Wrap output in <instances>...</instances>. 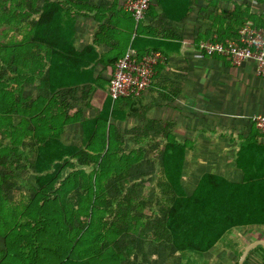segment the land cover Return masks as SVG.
Listing matches in <instances>:
<instances>
[{"label":"crops","instance_id":"obj_1","mask_svg":"<svg viewBox=\"0 0 264 264\" xmlns=\"http://www.w3.org/2000/svg\"><path fill=\"white\" fill-rule=\"evenodd\" d=\"M16 1L10 22L2 20L0 28L1 39L25 43L23 61H11V94L17 98L21 86L26 108L39 99L57 98L53 103L59 115L52 109L50 114L64 123L44 127L61 129L64 144L87 149L91 123L109 112L107 126L94 133L108 132L110 126L127 133L128 141L121 136L114 141L121 149L125 144L133 149L154 146L155 141L163 148L165 125L179 141L192 143L183 176V183H195L189 195L205 173L244 181L237 155L255 127L252 117L264 115V79L257 76L254 61L236 67L224 57L205 55L200 43L235 40L245 25L264 30V0H151L139 28L129 9L132 0ZM130 47L139 55L160 52L165 60L141 97L115 103L109 88L118 60ZM152 124L154 140L136 144L134 135H143ZM257 139L264 152V134ZM91 143L101 147L103 142L94 138ZM194 167H204L198 177ZM257 241H264V226L237 227L210 252L192 256L203 258L195 264H233L239 251ZM251 252L246 264H263Z\"/></svg>","mask_w":264,"mask_h":264},{"label":"trees","instance_id":"obj_2","mask_svg":"<svg viewBox=\"0 0 264 264\" xmlns=\"http://www.w3.org/2000/svg\"><path fill=\"white\" fill-rule=\"evenodd\" d=\"M16 2L0 0V28L2 20L10 22ZM254 27L259 28L258 24ZM24 51L25 43L12 45L0 38V264H125L138 247L131 237L145 236V223L131 205L110 211L112 220L105 222L106 184L110 180L128 183L131 171L145 161L152 162V150L141 146L123 151L114 143L122 133L111 126L108 132L94 133L97 127L107 126L109 112L91 123L93 132L85 135L87 149L64 144L61 129L44 127L62 121L50 114L52 109L59 115L53 103L57 104V98L53 102L39 99L26 108L18 86V97L13 99L11 61H23ZM116 110L115 104L112 113ZM153 128L152 124L143 135L135 134L136 144L153 141ZM259 134L254 127L237 155V168L245 175L242 183L205 173L189 195L183 176L192 143L179 141L163 126L161 172L172 199L164 234L177 254L203 256L237 227L264 226V152L258 148ZM94 138L102 140L101 147H92ZM26 142L32 143V152ZM92 166L88 173L86 168ZM13 170L32 171L35 176L36 187L27 203H16L9 194ZM157 238L162 240L164 235ZM256 253L264 264V246L251 252Z\"/></svg>","mask_w":264,"mask_h":264},{"label":"rangeland","instance_id":"obj_3","mask_svg":"<svg viewBox=\"0 0 264 264\" xmlns=\"http://www.w3.org/2000/svg\"><path fill=\"white\" fill-rule=\"evenodd\" d=\"M121 138H123V141H128L129 137L127 133H122ZM125 145L122 148L123 151L129 152L133 149L129 148L127 144ZM161 146L162 144L158 141H155L154 146L148 145L147 149L152 150L150 157L154 161H145L143 165L131 171L128 183L110 180L106 184L105 194L109 209L107 210L108 214H103L104 220L110 223L112 220L110 211H117L119 206L126 208L127 205L133 207V212L137 216H142L146 234L145 236L138 234L131 237V239L136 241L138 247L125 264H195L197 260L202 263L203 258L197 257V259L188 254L179 255L168 246L169 238L164 234V220L172 199L161 172ZM26 148L29 152H32V143L26 142ZM31 160H33L32 157ZM203 168H196L195 177H198L203 172ZM92 170L93 166L86 168L88 173ZM191 172L193 171L191 170ZM13 173L14 176L10 182L12 192L9 194L14 197L16 203H27L33 197V189L36 187L35 176L32 171L27 170H13ZM67 174L65 173V177ZM194 185L193 181L184 180L183 186L188 193L191 192ZM142 231L144 230H140L139 233H142ZM159 234L164 235L163 241L157 238ZM1 243L2 240L0 239ZM164 244L168 247L166 248ZM243 250L244 248L237 253L233 264L239 262L244 252Z\"/></svg>","mask_w":264,"mask_h":264},{"label":"built area","instance_id":"obj_4","mask_svg":"<svg viewBox=\"0 0 264 264\" xmlns=\"http://www.w3.org/2000/svg\"><path fill=\"white\" fill-rule=\"evenodd\" d=\"M151 0H132L129 3L136 28L145 20ZM200 50L208 56H220L228 59L234 66L240 67L248 61L256 63L257 76L264 79V30L245 25L239 30L238 38L227 43L205 41ZM160 52L151 51L140 56L132 47L121 57L117 64L109 95L114 102L121 99L141 97L152 85L156 69L164 63ZM255 128L264 134V115L253 116Z\"/></svg>","mask_w":264,"mask_h":264},{"label":"water","instance_id":"obj_5","mask_svg":"<svg viewBox=\"0 0 264 264\" xmlns=\"http://www.w3.org/2000/svg\"><path fill=\"white\" fill-rule=\"evenodd\" d=\"M258 246H264V241H257L255 243H252L251 245H249L248 247H246V249L244 250L238 264H245V261L248 257V255L250 254V252L252 250H254L255 248H257Z\"/></svg>","mask_w":264,"mask_h":264}]
</instances>
